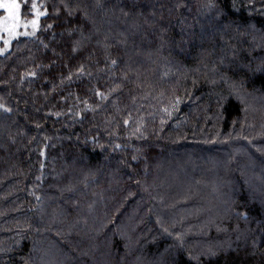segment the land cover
I'll return each instance as SVG.
<instances>
[{
    "label": "trees",
    "instance_id": "1",
    "mask_svg": "<svg viewBox=\"0 0 264 264\" xmlns=\"http://www.w3.org/2000/svg\"><path fill=\"white\" fill-rule=\"evenodd\" d=\"M37 3L0 55V264H264V0Z\"/></svg>",
    "mask_w": 264,
    "mask_h": 264
},
{
    "label": "snow or ice",
    "instance_id": "2",
    "mask_svg": "<svg viewBox=\"0 0 264 264\" xmlns=\"http://www.w3.org/2000/svg\"><path fill=\"white\" fill-rule=\"evenodd\" d=\"M133 5H135V0H133ZM97 6L103 7L101 0H97ZM179 6L180 5H177V7ZM205 6L213 8L216 5L209 2ZM0 10H3L4 12L3 15H0V41L4 44V48H0V54H3L6 50L11 48L14 39H17L20 36H34L40 28V18L48 14L47 8L41 10V5L37 3V0H31L30 3L29 0H0ZM27 14H30L32 18L28 19ZM68 14L71 16L73 15V12L69 10ZM48 27H51V25H48ZM29 28L31 31H29ZM73 31H76V29H73ZM81 35L83 38V34ZM79 46L80 41H77L76 47L73 48V51H76ZM116 63L117 61L115 59L111 60V64L115 65ZM77 71L78 73L83 74L84 67L80 66ZM253 71L264 73V65L258 66L253 69ZM31 75L34 76L35 73H31ZM71 78V75L67 76L68 80H71ZM97 95L103 96V94L99 92H97ZM3 107L4 105H0V108ZM5 111H11V109L5 108ZM125 123H127V121ZM117 147H119V145H117ZM133 159H136V157L133 156ZM67 190L72 191L73 189L70 187ZM37 199H39V197ZM164 231H167V229H164ZM209 255H217V253L210 251Z\"/></svg>",
    "mask_w": 264,
    "mask_h": 264
},
{
    "label": "rangeland",
    "instance_id": "3",
    "mask_svg": "<svg viewBox=\"0 0 264 264\" xmlns=\"http://www.w3.org/2000/svg\"><path fill=\"white\" fill-rule=\"evenodd\" d=\"M4 14V12H3V10H0V15H3ZM29 19H31V18H29ZM21 31H23V30H21ZM29 31H31V29L29 28ZM20 37H23V36H20ZM26 37V36H25ZM15 40V39H14ZM13 40V41H14ZM0 48H4V44H3V42L2 41H0ZM9 50V49H8ZM8 50H6L3 54H5ZM3 54H0V55H3ZM159 164H162V166H163V172L162 173H160V174H166L165 172H168V170L170 169V168H172V166L170 165V163H168V162H161V163H159ZM172 171V173H174V171L173 170H171ZM172 175V176H171ZM170 175V177H171V180H170V178L168 179V181L169 182H171L172 181V179H173V177H174V174H171ZM156 177H157V175H156ZM172 184H173V186H175V183L174 182H172ZM191 188V187H190Z\"/></svg>",
    "mask_w": 264,
    "mask_h": 264
}]
</instances>
